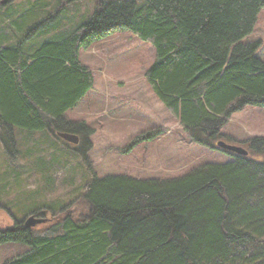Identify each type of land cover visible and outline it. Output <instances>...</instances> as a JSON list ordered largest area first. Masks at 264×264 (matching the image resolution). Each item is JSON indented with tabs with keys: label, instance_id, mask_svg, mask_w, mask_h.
I'll return each instance as SVG.
<instances>
[{
	"label": "trees",
	"instance_id": "1",
	"mask_svg": "<svg viewBox=\"0 0 264 264\" xmlns=\"http://www.w3.org/2000/svg\"><path fill=\"white\" fill-rule=\"evenodd\" d=\"M77 1L30 25L10 21L16 33L27 25L22 40L0 38V138L10 145L15 127L73 134L88 149L92 131L63 116L93 87L79 52L118 32L152 46L145 80L190 142L215 148L231 114L264 108L261 42L246 41L264 0L99 1L90 18L62 31V12ZM36 7L43 14L45 5ZM245 145L246 156L174 177H92L47 227L0 230V243L25 247L3 264H264V137Z\"/></svg>",
	"mask_w": 264,
	"mask_h": 264
},
{
	"label": "rangeland",
	"instance_id": "2",
	"mask_svg": "<svg viewBox=\"0 0 264 264\" xmlns=\"http://www.w3.org/2000/svg\"><path fill=\"white\" fill-rule=\"evenodd\" d=\"M63 1L0 0V38H6V44L11 37L22 40L27 25L16 33L13 25L7 26L10 21L30 25L44 13L55 15V8ZM99 1L110 0L67 4L62 12L65 14L62 31H70L73 22L79 19L83 22L90 18ZM36 3L45 5L43 14L37 7L30 11V6ZM10 32L12 36H7ZM246 41L261 42L256 56L264 62V10L259 12L253 33ZM79 58L92 73V93L67 116L74 122H83L85 133L86 127L92 131L84 139L89 147L84 150V143L68 144L48 131L35 134L14 131L15 145H10L4 136L5 148L0 138V230L13 227L15 222L25 223L30 217L42 220L34 229L47 227L54 216L63 217L78 203L84 185L92 177L114 174L174 177L201 164H224L234 157L190 142L157 101L144 76L154 60L149 43L131 33L118 32L80 50ZM152 130L160 131L153 140L138 139ZM220 134L223 136L220 141L245 150V142L264 137V108L247 106L234 112ZM23 251L25 247L20 244L0 243V264Z\"/></svg>",
	"mask_w": 264,
	"mask_h": 264
},
{
	"label": "water",
	"instance_id": "3",
	"mask_svg": "<svg viewBox=\"0 0 264 264\" xmlns=\"http://www.w3.org/2000/svg\"><path fill=\"white\" fill-rule=\"evenodd\" d=\"M57 136L61 140L65 141L69 144L76 145L78 143V137L76 135L61 133V134H58ZM215 148H217L218 150L224 151V152L234 153L235 155H242V156L247 155V152L244 149H242L241 147L227 145L222 141L217 142ZM40 222H42V220H38V219H34V218L30 217L25 221L24 228L30 229L33 226H35L36 224H39Z\"/></svg>",
	"mask_w": 264,
	"mask_h": 264
},
{
	"label": "crops",
	"instance_id": "4",
	"mask_svg": "<svg viewBox=\"0 0 264 264\" xmlns=\"http://www.w3.org/2000/svg\"><path fill=\"white\" fill-rule=\"evenodd\" d=\"M79 61L81 62V60H80V58H79ZM92 93V89L78 102V104L76 105V107L77 106H79V105H81L82 104V102L85 100V98H87L90 94ZM76 107H74V108H72L71 110H67L65 113H64V118L66 119V120H68V121H74V120H72V119H70V118H68V113L70 112V111H72V110H74ZM19 132V133H21L22 131L21 130H18L17 128H15V127H13L12 128V132ZM25 132H23V133H21V134H24ZM35 133H37V132H35ZM34 133V134H35ZM38 133H40V132H38ZM42 133H46V132H42ZM40 135H42V134H40Z\"/></svg>",
	"mask_w": 264,
	"mask_h": 264
},
{
	"label": "flooded vegetation",
	"instance_id": "5",
	"mask_svg": "<svg viewBox=\"0 0 264 264\" xmlns=\"http://www.w3.org/2000/svg\"><path fill=\"white\" fill-rule=\"evenodd\" d=\"M15 224H19V226L21 225V226L24 227V224H25V223H24V222L22 223V221H21L20 223H19V222H15L14 225H15ZM30 229H31V228H30Z\"/></svg>",
	"mask_w": 264,
	"mask_h": 264
},
{
	"label": "bare ground",
	"instance_id": "6",
	"mask_svg": "<svg viewBox=\"0 0 264 264\" xmlns=\"http://www.w3.org/2000/svg\"><path fill=\"white\" fill-rule=\"evenodd\" d=\"M232 154H234V153H232ZM235 155V154H234ZM9 157V156H8Z\"/></svg>",
	"mask_w": 264,
	"mask_h": 264
}]
</instances>
